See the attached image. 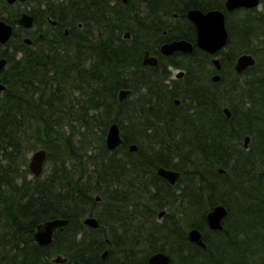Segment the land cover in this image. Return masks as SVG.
Masks as SVG:
<instances>
[{"label": "trees", "instance_id": "trees-1", "mask_svg": "<svg viewBox=\"0 0 264 264\" xmlns=\"http://www.w3.org/2000/svg\"><path fill=\"white\" fill-rule=\"evenodd\" d=\"M224 1L114 0L108 7L88 0L70 7L82 26L66 41L18 58L6 51L0 264H53L56 256L63 264H146L157 251L170 264H264V9L225 13L227 52L218 54V72L195 47L185 16L191 8L223 10ZM179 39L193 44L190 54L160 55L162 42ZM145 51L158 56L157 67L142 66ZM242 53L255 65L238 74ZM170 68L184 77L169 81ZM120 90L130 91L121 102ZM111 123L123 140L114 150L104 143ZM132 143L137 151L129 153ZM36 146L46 151L39 178L26 167ZM158 167L179 172L177 182L157 176ZM219 204L227 216L213 231L205 215ZM85 217L98 227L83 225ZM51 219L67 223L40 246L36 226ZM192 228L205 248L188 242Z\"/></svg>", "mask_w": 264, "mask_h": 264}, {"label": "water", "instance_id": "water-1", "mask_svg": "<svg viewBox=\"0 0 264 264\" xmlns=\"http://www.w3.org/2000/svg\"><path fill=\"white\" fill-rule=\"evenodd\" d=\"M10 1V0H9ZM122 3H126L127 0H121ZM259 5V0H225L223 10L212 9L208 11H201L200 9L191 8L186 11V19L194 26L196 38L195 47L214 58L211 59V64L214 69L218 72L221 68L219 59L217 58V53L221 51L227 44V30L225 27V13L232 12L239 9H256ZM25 18V19H24ZM23 20V21H22ZM22 25L28 26L30 18L23 16L19 21ZM11 35L10 27L4 25L0 22V43H5ZM124 38H129V33L124 34ZM193 50V44L186 40H174L168 43H164L160 46V52L163 56L168 57L176 52L190 54ZM6 61L0 59V72L3 70ZM142 66L157 67L158 61L155 57L149 56L148 52L144 53L141 61ZM255 65V58L248 53H242L237 56L233 69L236 73H241L247 68ZM182 72L178 71L177 76L181 77ZM220 79V74L216 73L212 76L213 82H218ZM4 90V86L0 84V92ZM129 90H120L118 92V101L121 102L127 98L129 95ZM178 101L176 100V103ZM223 113L226 118L230 117V112L228 108H223ZM123 142L121 131L117 123H111L105 133L104 143L108 150H114ZM250 142V137L245 135L242 139V149L246 150ZM127 151L129 153H134L137 151L136 144H129L127 146ZM46 163V151L44 149H37L31 153V156L27 162V170L31 177L39 178L43 170L45 169ZM223 170L220 169L219 173ZM156 174L168 184L174 185L180 173L166 169L164 167H158L156 169ZM99 197H95V201H99ZM164 215V211H160L157 215L158 219H161ZM227 216V210L223 205H215L205 215V220L207 226L210 230H221L222 221ZM67 223L64 219H51L42 222L36 226L35 232L33 234L34 242L41 246L49 245L52 241L53 232L57 228H61ZM82 223L91 228L96 229L98 227V222L94 217H86L82 220ZM187 240L190 244L196 245L199 248H205L203 243L202 233L197 228H192L187 232ZM106 251L101 254L103 259L106 255ZM66 259L57 256L53 259L54 263L62 264L65 263ZM146 264H170V257L168 254L157 251L152 253Z\"/></svg>", "mask_w": 264, "mask_h": 264}, {"label": "flooded vegetation", "instance_id": "flooded-vegetation-1", "mask_svg": "<svg viewBox=\"0 0 264 264\" xmlns=\"http://www.w3.org/2000/svg\"><path fill=\"white\" fill-rule=\"evenodd\" d=\"M87 1L88 0H10V1L0 0V22L10 27L11 29V35L9 39L5 43H0V59H4L6 61L3 70L0 72V76L4 72L8 63L5 55L6 51L9 53H13V56L15 58H18L21 57V55L25 53L26 50L37 51L39 49H45L49 45L60 44L70 35L71 32L74 31V27L76 29H80L82 24L81 23L75 24L73 22V12L72 10H70L72 9L70 7L74 6L76 7V9H79V5L82 6L81 4H86ZM106 1H108L107 2L108 7L112 6V3L114 2V0H106ZM126 3H122V4H126ZM240 10H254V9H240ZM23 16L30 18V22L27 27L19 22ZM163 34H165V32H163ZM129 38H130V34H129ZM195 38H196V33H195ZM123 39H125L124 35H123ZM171 41H164L158 46L159 53L162 57L165 56L161 54L160 46L164 43H168ZM219 52L217 53L216 56L220 62V57L218 55ZM174 54H185V53L176 52ZM148 55L155 57L159 64L158 56L153 55L150 52H148ZM173 55L168 57H172ZM212 58H214V56H211V59ZM181 72L183 73L181 77H178L177 73L175 74V78H176L175 80H180L184 77L185 71H181ZM176 100L177 99H174L173 103L175 105H178L179 101L177 100L178 102L176 103ZM51 260L53 261V259Z\"/></svg>", "mask_w": 264, "mask_h": 264}, {"label": "rangeland", "instance_id": "rangeland-1", "mask_svg": "<svg viewBox=\"0 0 264 264\" xmlns=\"http://www.w3.org/2000/svg\"><path fill=\"white\" fill-rule=\"evenodd\" d=\"M136 1V0H135ZM264 9V5L261 3V1H259V5H258V7L254 10V13H258V12H262V10ZM243 14L242 13H240V14H238L236 17L238 18L239 16H242ZM227 52V48H224L222 51H221V53H226ZM220 53V54H221ZM220 57V56H219ZM261 59L262 60H264V57L263 56H261ZM176 61H180L179 59L178 60H176ZM184 71L183 69H181V68H170L169 69V71H170V74H171V76L169 77V81H171V80H175L176 78H175V74L178 72V71ZM37 149H39L38 148V146H36L34 149H32V150H30L29 151V153H28V155H27V160H26V167H27V162H28V160H29V158H30V156H31V153L33 152V151H35V150H37ZM47 173V165H46V168H45V171H44V174H43V176L45 175ZM29 177H31V175H29ZM86 218V217H85ZM157 220L158 221H160V219H158L157 218ZM55 258V257H54ZM54 258H51V259H54ZM52 261V260H51ZM52 263L53 264H55L53 261H52Z\"/></svg>", "mask_w": 264, "mask_h": 264}, {"label": "bare ground", "instance_id": "bare-ground-1", "mask_svg": "<svg viewBox=\"0 0 264 264\" xmlns=\"http://www.w3.org/2000/svg\"><path fill=\"white\" fill-rule=\"evenodd\" d=\"M169 256V255H168Z\"/></svg>", "mask_w": 264, "mask_h": 264}]
</instances>
